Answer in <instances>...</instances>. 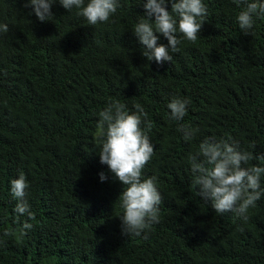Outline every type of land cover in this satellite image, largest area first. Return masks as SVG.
Instances as JSON below:
<instances>
[{
  "label": "trees",
  "instance_id": "1",
  "mask_svg": "<svg viewBox=\"0 0 264 264\" xmlns=\"http://www.w3.org/2000/svg\"><path fill=\"white\" fill-rule=\"evenodd\" d=\"M25 3L0 0L9 28L0 34V264H264V195L247 221L217 213L197 196L187 161L205 137H231L253 153L247 166H264V17L245 35L242 6L203 0L197 40L180 35L172 61L157 64L133 32L141 0H118L97 25L59 0L41 22ZM174 96L190 101L179 122L167 108ZM110 100L130 112L143 105L151 122L154 152L143 175L157 178L163 200L159 223L139 236L122 234L123 186L96 160L99 113ZM180 124L198 129L192 141ZM20 172L34 219L14 211L10 181Z\"/></svg>",
  "mask_w": 264,
  "mask_h": 264
},
{
  "label": "clouds",
  "instance_id": "2",
  "mask_svg": "<svg viewBox=\"0 0 264 264\" xmlns=\"http://www.w3.org/2000/svg\"><path fill=\"white\" fill-rule=\"evenodd\" d=\"M57 0H26L25 7H31L36 17L45 22L54 16L52 5ZM171 3V10L167 4ZM242 6L237 14V23L247 35L253 29L257 17H264V0H234ZM68 11L76 9V14L86 18L89 25L107 22L117 12L118 0H59ZM144 15L135 24L133 32L142 46V55L157 64L172 61L171 53L180 50V35L195 42L206 21L207 6L203 0H141ZM9 31L7 24L0 23V34ZM162 34L167 45L158 43ZM190 101L178 96L167 103L170 119L182 121ZM135 111H129L119 100H110L99 113L98 142L96 160L106 164L123 189L118 196L119 207L123 210L117 215L121 221L122 234L139 236L154 223H159L160 205L163 197L157 188L155 176L145 177L143 169L150 161L154 147L146 129L151 122L146 119L143 105L136 103ZM144 124L146 127L142 128ZM178 131L186 142L192 141L198 129L180 124ZM253 153L240 150L231 137H205L187 161L191 165L193 185L197 196L210 202L215 212L223 214L234 211L243 220H248V210L264 195L261 177L264 166H247L253 160ZM264 159V157H260ZM101 181L107 179L100 173ZM29 182L23 172L10 181V191L17 201L14 211L34 219L30 204L26 199ZM32 224L25 222L22 230H31ZM13 233L5 230L3 236ZM3 242V241H0Z\"/></svg>",
  "mask_w": 264,
  "mask_h": 264
}]
</instances>
